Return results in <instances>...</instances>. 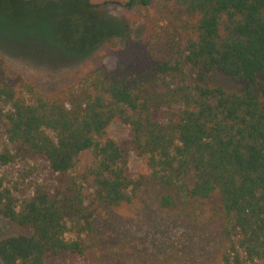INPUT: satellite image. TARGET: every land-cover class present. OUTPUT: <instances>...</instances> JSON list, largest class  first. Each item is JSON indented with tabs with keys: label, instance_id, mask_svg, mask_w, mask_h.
<instances>
[{
	"label": "trees",
	"instance_id": "1",
	"mask_svg": "<svg viewBox=\"0 0 264 264\" xmlns=\"http://www.w3.org/2000/svg\"><path fill=\"white\" fill-rule=\"evenodd\" d=\"M22 1L74 6L80 14L90 8L87 0ZM122 4L138 11L142 37L137 19L104 20L87 35L94 40L97 29H106L113 46L111 37L126 38L115 68H89L55 93L0 76L9 138L58 172L92 150L95 161L83 179L97 201L119 205L131 202L140 186L130 174L129 148L109 134L120 120L130 126V148L167 188L160 205L174 209L217 196L225 243L220 264H264V0ZM214 73L240 85L214 83ZM0 157L9 161L10 153ZM84 202L76 188H38L21 200L0 186V215L30 230L0 236V264H45L48 255L82 253V236L93 228Z\"/></svg>",
	"mask_w": 264,
	"mask_h": 264
},
{
	"label": "rangeland",
	"instance_id": "2",
	"mask_svg": "<svg viewBox=\"0 0 264 264\" xmlns=\"http://www.w3.org/2000/svg\"><path fill=\"white\" fill-rule=\"evenodd\" d=\"M123 1L87 0L90 8L80 14L74 6L0 0V76L11 84L29 81L55 93L75 83L89 68H115L126 38L111 37L117 42L113 46L106 29H97L94 40L87 35L104 20L125 25L129 19H137L136 36L142 37L145 23ZM84 37L92 41L82 44ZM188 73L195 69L189 66ZM212 81L229 88L240 85L223 73H214ZM109 134L129 148L130 174L140 182L132 201L119 205L97 201L83 179L95 161L92 150L81 154L73 169L55 171L47 159L9 138L0 115V155L10 153L9 161L0 157V186L10 188L21 200L38 188L51 193L76 188L92 212L93 228L82 236L84 251L48 255L45 264H220L225 243L219 198L174 209L161 206L159 197L167 188L152 179L144 157L130 148V126L116 120ZM15 232L30 230L0 215V236ZM68 237L73 235L68 233Z\"/></svg>",
	"mask_w": 264,
	"mask_h": 264
}]
</instances>
